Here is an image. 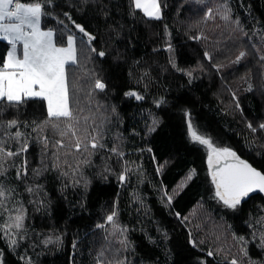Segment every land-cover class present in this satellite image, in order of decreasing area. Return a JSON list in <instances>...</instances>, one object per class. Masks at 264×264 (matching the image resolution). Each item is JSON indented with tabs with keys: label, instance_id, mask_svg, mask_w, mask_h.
Segmentation results:
<instances>
[{
	"label": "trees",
	"instance_id": "1",
	"mask_svg": "<svg viewBox=\"0 0 264 264\" xmlns=\"http://www.w3.org/2000/svg\"><path fill=\"white\" fill-rule=\"evenodd\" d=\"M57 3L60 5L57 14L70 13L77 23L97 36L90 46L78 38L77 60L66 66L70 106L83 117L89 114L90 107L95 111L97 102L107 105L106 114L111 120L108 147H112L116 133H122L127 153L124 159L134 163H130L131 175L122 186L118 181L121 164L115 163L114 156L107 161L112 172L105 178L100 174L101 156L105 153H99L92 158L98 167L84 169V175L91 180L87 190L82 184L73 187L69 179L68 188L61 191L65 181L58 178L56 172L33 175L34 169L48 163L53 145L60 139L50 126L42 125L47 118L46 102L33 100L18 109L5 108L0 120H19L20 131L29 141L26 153L0 159V165L7 169V176L15 186L16 168L27 159L28 177L18 184V191L23 193L21 198L28 208L26 225L30 232L39 234L33 240L40 246L34 250L29 247L27 252L33 264H95L97 252L106 246L103 230H98L96 225L104 223V218L114 208L119 212L120 224L131 229L128 235L134 251L126 255L134 264H157V261L171 264L172 260L176 264H227L232 256H239L240 246L233 240L232 233L250 238L251 230L246 226L249 222L257 232L261 230V225L255 221L264 216V198L252 194L238 212L223 208L213 198L207 149L191 140L188 122L191 120L201 134L210 136L218 146L232 147L254 167L264 166V130L257 127L264 122V0H202V3L160 0L162 18L159 20L144 16L134 5L130 7L131 0H57ZM224 4L231 9L232 20H240L239 25L221 19ZM208 8L213 9V18H205ZM59 19L69 28L73 27L63 15H59ZM42 26L64 34L58 43L66 40L67 33L55 19L47 18ZM7 48L8 44L0 39V60ZM91 48L96 51L92 52ZM100 51L105 52L104 57L98 56ZM241 51H245L246 56L240 63H234ZM170 59L176 68L172 67ZM136 61L140 62L139 66ZM145 70L150 78L141 81ZM188 72L192 73L191 79ZM97 78L106 84L105 91L94 89ZM129 90L140 92L145 99L126 98L124 94ZM162 97L166 102L158 108L154 101ZM113 106L114 114L111 113ZM149 112L160 124L154 133L144 136L141 130L145 123L151 124ZM33 121L43 127L39 134L48 138L47 152L43 143L36 141ZM249 121L257 131L247 127ZM25 122L29 127L23 126ZM133 129L140 135L133 136ZM15 131V128L11 130ZM64 139L67 144L68 138ZM4 146L14 152L17 142L8 139ZM147 148H151L152 153ZM65 151L67 149L60 150L61 163ZM67 159L74 164V156ZM157 168L161 170L157 172ZM191 169L197 173L194 181L179 191L171 208L166 207V199H161L163 190L166 188L171 195ZM25 183L43 185V191L35 198L44 199L47 207L37 211L34 205L27 203L34 197L24 191ZM133 193L142 198L143 207L133 199ZM177 212L179 217L175 215ZM164 232L168 234L167 239ZM189 233L198 242L197 246L188 243ZM49 235L60 236L62 244L47 247L40 244ZM149 237L155 243L150 242ZM32 242L28 241L17 253H12L0 236L5 264H24L19 256ZM166 249L172 253L168 260ZM209 250L214 253L212 257L207 255ZM249 252L253 259L264 258V253L254 243L249 244Z\"/></svg>",
	"mask_w": 264,
	"mask_h": 264
},
{
	"label": "snow or ice",
	"instance_id": "2",
	"mask_svg": "<svg viewBox=\"0 0 264 264\" xmlns=\"http://www.w3.org/2000/svg\"><path fill=\"white\" fill-rule=\"evenodd\" d=\"M202 3V0H197ZM143 12L144 16L159 20L162 18V6L160 0H131V6ZM60 7L57 0H36V2H22V0H0V39L6 41L10 47L7 48L6 55L0 60V114H3L5 108H19L21 105L29 101L39 100L46 102V120L42 122L44 127L50 126L55 130L60 139L55 141L53 150L50 153V159L47 164L40 169H34L33 175L41 176L45 171H54L58 174V178L65 181L62 184L61 191L68 188L70 179L71 185L76 187L83 185L85 190L91 183V180L84 175L85 168L98 167L94 165L93 157L99 153H105L101 156L102 169L101 175L105 178L111 174L112 167L107 162L114 156L115 163L121 164V171L118 175V181L123 186L128 182L132 169L128 160L124 159L127 153L124 151L123 134L117 132L113 137L112 147H108V132L110 131L111 120L109 118L108 106L97 102L94 105L95 111L89 108V114L81 117L74 112L70 106L69 99V81L66 66H71L77 60L78 38L81 43L92 45L97 36L87 31L85 26L77 23L68 12L56 13V9ZM50 9V10H49ZM221 19L228 23L232 22L239 25L241 22L237 18L232 20V11L224 4L221 9ZM59 15H63L67 21L73 26L69 28L63 20L59 19ZM47 18H53L57 24L65 30L66 40L58 43L63 39V33L52 27L42 26ZM205 18H213V9L208 8L205 12ZM119 35V32H117ZM86 38V39H85ZM200 37H193L197 39ZM245 38L247 33H245ZM254 47V46H253ZM95 52V48L90 49ZM168 50L172 51L171 44ZM204 55L209 60L212 57L208 52ZM99 57H104L105 52L100 51ZM246 56L245 51H241L236 56L234 63H240ZM264 59V58H262ZM173 68L176 64L169 61ZM139 66L140 62H135ZM131 75V72L129 73ZM187 75L191 79L192 73ZM150 74L145 70L141 75V81L148 80ZM106 84L99 78L95 80L94 89L103 92L106 90ZM148 84H144L147 90ZM126 98L143 101L144 95L140 92L129 90L125 94ZM235 96V94H233ZM162 97L155 100L156 107H160L165 103ZM91 104V101H89ZM237 107L239 104L237 102ZM83 112V109L80 110ZM111 113H116V108L111 107ZM151 124L145 123L143 132L144 136H150L157 130L160 120L152 115ZM99 120V123H97ZM33 132H37L36 141L42 142L45 152L48 150L49 141L46 136L39 133L43 131L41 125L32 122ZM20 121L11 119L8 121L0 120V159L5 157L13 158L26 153L29 149V141L25 133L20 131ZM29 127L27 122L23 125ZM247 127L253 132L257 131L253 127L251 121ZM259 130H264V122L258 124ZM15 128L14 133L11 130ZM188 131L191 140L207 149V167L208 175L211 177V185L214 187V199L220 203L223 208L238 212L252 198V194L264 193V166L261 168L254 167L246 159H242L240 155L230 146H218L216 142L208 135L201 134L198 128H195L189 120ZM133 136L140 135L134 129ZM65 137L68 143H65ZM8 139L17 142L16 150H6L5 141ZM67 149L64 152V159L61 163L60 150ZM145 149H140L143 152ZM152 153L151 148L146 149ZM79 154V155H74ZM74 156V164L69 163L67 157ZM43 163V162H42ZM139 170V169H137ZM161 169L157 168V172ZM197 173L195 169H191L185 176L181 184L172 190L169 195L167 189L163 190L162 201L166 199V207L171 208L173 199L179 195V191L187 186L188 182L194 181ZM28 177V162L24 160L21 167L16 168L15 180L17 185H12L7 176V169L0 165V236L6 241L7 250L17 253V250L24 246L28 241H33L24 247V254L19 258L24 264H33L31 256L27 255L28 248L33 250L40 246L33 240L39 234L30 232L26 221L29 218L28 208L25 201L21 198L23 193L18 191V184L26 181ZM24 191L34 197L27 201L28 204L34 205L38 211L42 207H47L44 199H37L43 191V185L38 183L24 185ZM47 195L46 193L44 194ZM133 199L139 201L143 207V200L138 193H133ZM139 211V210H138ZM177 217L180 213H175ZM187 219V217H184ZM255 224L261 225V230L257 232L254 224L249 222L247 228L251 230L250 238L243 235L237 236L232 233V238L239 244V256H232L227 264H264V258L253 259L249 252V244L254 243L257 249L264 253V216L256 219ZM98 230H103L105 247H102L95 257V264H134L128 260L126 255L129 251H134V246L129 240V229L127 226L121 225L119 222V212L115 208L106 215L104 223L96 225ZM165 239L168 238L167 232H164ZM150 242L155 243L151 237ZM188 243L193 247L197 246V241L191 238L189 233ZM199 243H203L200 241ZM43 246L48 245L60 246L62 238L60 236L49 235L41 242ZM118 245V247L116 246ZM76 242L73 248H76ZM172 253L170 249H166L165 258L170 259ZM209 257L214 255L212 250L207 252ZM0 264H5L4 252L0 251ZM157 264L159 262L157 261ZM171 264H176L175 260Z\"/></svg>",
	"mask_w": 264,
	"mask_h": 264
},
{
	"label": "water",
	"instance_id": "3",
	"mask_svg": "<svg viewBox=\"0 0 264 264\" xmlns=\"http://www.w3.org/2000/svg\"><path fill=\"white\" fill-rule=\"evenodd\" d=\"M259 195H261L264 198V193H258Z\"/></svg>",
	"mask_w": 264,
	"mask_h": 264
},
{
	"label": "rangeland",
	"instance_id": "4",
	"mask_svg": "<svg viewBox=\"0 0 264 264\" xmlns=\"http://www.w3.org/2000/svg\"><path fill=\"white\" fill-rule=\"evenodd\" d=\"M2 40V39H1ZM6 42V41H5ZM7 43V42H6ZM8 47H10V45H8Z\"/></svg>",
	"mask_w": 264,
	"mask_h": 264
}]
</instances>
